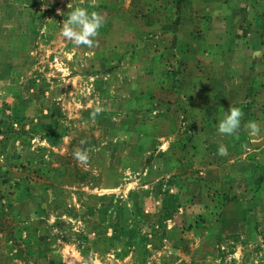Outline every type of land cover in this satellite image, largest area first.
Listing matches in <instances>:
<instances>
[{
    "label": "rangeland",
    "instance_id": "1",
    "mask_svg": "<svg viewBox=\"0 0 264 264\" xmlns=\"http://www.w3.org/2000/svg\"><path fill=\"white\" fill-rule=\"evenodd\" d=\"M89 4L0 0V264H264V0Z\"/></svg>",
    "mask_w": 264,
    "mask_h": 264
},
{
    "label": "clouds",
    "instance_id": "2",
    "mask_svg": "<svg viewBox=\"0 0 264 264\" xmlns=\"http://www.w3.org/2000/svg\"><path fill=\"white\" fill-rule=\"evenodd\" d=\"M97 6V0H90L89 7L94 8ZM71 3L68 8H71ZM61 15L63 13H60ZM105 19L97 11H89L85 7H75L67 14V19L62 23L60 35L71 41L75 47L85 46L89 49L96 46V38L100 34V29L104 26ZM104 111V108L97 104L94 110L90 113V118L95 120L98 115ZM243 111L239 107L230 106L225 111V115L219 120L217 130L220 134L226 136H236L241 126V119ZM251 136H258L261 128L255 121H249L246 125ZM85 141H81V144ZM217 154L221 157L228 155V147L224 144L219 145ZM73 158L80 165L89 164V150L77 148L73 151Z\"/></svg>",
    "mask_w": 264,
    "mask_h": 264
}]
</instances>
